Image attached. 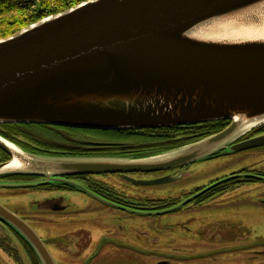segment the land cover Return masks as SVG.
I'll use <instances>...</instances> for the list:
<instances>
[{
	"label": "water",
	"instance_id": "1",
	"mask_svg": "<svg viewBox=\"0 0 264 264\" xmlns=\"http://www.w3.org/2000/svg\"><path fill=\"white\" fill-rule=\"evenodd\" d=\"M263 11L264 0H89L0 39V125L127 131L230 122L215 135L145 158L34 154L0 134V150L10 157L0 176L56 182L164 171L205 159L264 124ZM220 19L234 23L218 30L220 38L195 34ZM260 145L264 135L231 150ZM14 158L22 168L5 169ZM0 216L28 238L42 264H56L28 223L1 204Z\"/></svg>",
	"mask_w": 264,
	"mask_h": 264
},
{
	"label": "rangeland",
	"instance_id": "2",
	"mask_svg": "<svg viewBox=\"0 0 264 264\" xmlns=\"http://www.w3.org/2000/svg\"><path fill=\"white\" fill-rule=\"evenodd\" d=\"M258 18L260 21L264 19V11L259 14ZM259 28L264 29V24L259 26ZM260 126H264V124L258 127ZM26 132L30 134L32 142L25 137H17L15 134L12 136L38 148H43V145L48 148L53 147L54 143H57L56 145L59 146L70 144V138L80 144L106 142L127 143L122 139L119 140V136L112 133L107 135L80 132L71 133V131L66 130L55 131L37 127H31ZM56 135L57 137L55 139L51 137ZM60 138H63V140ZM33 142H37L40 146L35 145ZM24 149L35 154L34 150ZM150 154H155V152ZM117 155L106 154L97 156L114 158ZM189 165L185 169L186 172L183 173L185 174L184 178L178 184L155 188V190L162 192H151V194L153 196L167 195L166 193L172 190L170 194L179 195L183 191L190 190L198 184L207 183L213 178L228 175L237 169L252 168L255 171L264 172V152L259 151L251 155L241 154L234 155V157H221L210 161L200 160ZM1 177L0 199L9 200V205L13 210L30 213L33 218L31 221L36 227L35 229L46 241L56 264H81L86 259L87 252L90 254L96 249L100 251L101 247L103 249L100 256L90 264H137L134 259L123 257V254L118 256L117 254L121 252V249L114 247L117 243H126L121 240V237L124 235L131 237V239L137 242L140 241L143 235L135 230L134 227L137 226L130 227L128 224L130 222L124 219L117 221L115 215L109 213L108 210L101 209L98 202L82 193L71 191L39 192L29 190L18 194L20 192L18 189H21V186L6 187L5 185H22L24 183L5 181ZM6 194H14V196L10 197ZM46 196L50 198H63L64 203L69 205L71 213H42L40 208L34 204V201L40 200L43 197L46 198ZM247 196L244 195L237 198L233 196L227 199L229 201L223 200L219 204L215 202L195 212L186 210L160 217H146L149 218V222H146L147 225H145V233H149V241L146 242L149 243L150 252V257H146L147 259H145L146 263L158 264L160 256L168 254L174 259L171 264H193L191 260L188 261L192 256L205 258L211 255L214 252L213 247L215 248L216 242L220 239L254 240V234L250 230L254 233L257 230V234L261 236L259 241L260 246L257 249L264 252V203L258 204L255 199H249ZM258 216H262V218ZM155 225L165 228L159 229ZM88 238L93 239L91 241V251L83 249V245L86 244L84 242H87ZM121 248L125 250V248ZM211 249L213 252H211ZM218 251L234 252L237 250L227 249ZM123 253H126V251ZM217 254V252L213 253V255ZM251 255L252 252L249 250V252L232 253L226 259L230 262L237 261V264L239 262L240 264H246L245 262L249 260V256ZM259 260H264V254L258 255L256 261ZM85 264H88L87 261Z\"/></svg>",
	"mask_w": 264,
	"mask_h": 264
},
{
	"label": "flooded vegetation",
	"instance_id": "3",
	"mask_svg": "<svg viewBox=\"0 0 264 264\" xmlns=\"http://www.w3.org/2000/svg\"><path fill=\"white\" fill-rule=\"evenodd\" d=\"M229 125V121H224L222 124L218 123L215 129H211V131H209L210 135L202 139L223 131ZM191 126L192 125H184L178 127L187 129ZM262 135H264V126H260L256 129L251 130L250 132L246 133L245 135L239 137L237 140L229 144L224 149L202 160L210 161L221 157H234V155L241 154L251 155L252 153H256L259 151L264 152V145L239 152L231 150V147L235 144ZM61 147L75 149V147L67 145H61ZM78 149H80L81 152L77 154H66L77 155L78 157H99L97 155L118 154L117 156H115V158H145L148 156V154L151 155L150 153L156 152L153 151L154 149L142 147L141 143L121 142L87 143L83 146H79ZM43 150H45V153L42 154H47L46 151L48 150H46L45 148ZM58 151L60 154L65 155V153L60 152L65 150ZM70 151L73 152L74 150ZM55 152L57 153V151ZM189 166L190 165L188 164L156 172L70 175L58 177V180L56 182L53 180H49L46 177L31 175L2 177V179L5 181L8 180L24 183L20 187L21 189H18L20 190L18 194L29 190L39 192L71 191L79 192L90 197L91 199L98 202L101 209L108 210L109 213L115 215L117 221H122L124 219L125 221L130 222L128 223L130 227L134 225L137 226L134 227L135 230H137V232L139 231L143 235V238L138 242L134 239H131V237L125 235L122 236L121 240L126 243H117L114 245L116 249H121V252H119L117 255L120 256L121 254H123V257H130L134 259L137 264H147L145 259H147L146 257H150V252L149 243L146 242L149 241V233H145V225H147L146 222H149V218L146 217H160L162 215L179 213L186 210L195 212L196 210L208 207L215 202L219 204L223 202V200L225 201L233 196H236L237 198L240 196L248 195L247 197L249 199H255L258 204L264 203V190H262L264 188V172L255 171L252 168L234 170L228 175H223L219 178H213L207 183L198 184L190 190L183 191L179 195L170 194L172 193V190L166 193L167 195L153 196V194H151V192H162L155 190V188L178 184L179 181L184 178L185 174L183 173L186 172L185 169H187ZM157 179H166L167 182L157 185H140L135 183V181H149ZM6 195H9L10 197L14 196V194ZM0 204L23 219L26 223H28V225H30L31 228H33L37 232V230L35 229L36 227L31 221V219L33 218L31 217L30 213H23L17 210H13L9 205V200L7 201V199H0ZM34 204H36L40 208V211H42V213H71V210H69V205L64 203V200L61 197L50 198L49 196H46V198L43 197L40 200H35ZM258 217L262 218V216ZM155 226H157L159 229L165 228L159 225ZM250 231L254 234V240L220 239L216 242L217 244H215V248L213 247L214 252L218 253L217 255H213L214 252L211 249V252H213L211 255L205 258H196L192 256L188 261L191 260L193 264H237V261L230 262L226 258H229L232 253H240L245 251L249 252V250H251L252 255L249 256V262L246 261L245 263L264 264V260L256 261L258 255L264 254V252L257 249L258 246H260L259 241L261 239V236L257 234V230H255V233L252 230ZM37 233L49 249V246L47 245L44 238L39 234V232ZM91 241H93V239L88 238V241L84 242L86 243L83 245L84 250L87 251L91 249ZM121 247L125 248V250H123ZM102 249L103 247H101L100 251L96 249L90 254L87 252L86 259L81 264H85L86 261L88 264L95 261L100 256ZM227 249H235L237 251H218ZM125 251L126 253H123ZM51 255L53 254L51 253ZM172 260L174 259H172L171 255L163 254L162 256H160L158 264H171ZM0 264H42L40 256L38 255L32 243L28 240V238L18 228H16L12 223H10L6 218H3L2 216H0Z\"/></svg>",
	"mask_w": 264,
	"mask_h": 264
},
{
	"label": "trees",
	"instance_id": "4",
	"mask_svg": "<svg viewBox=\"0 0 264 264\" xmlns=\"http://www.w3.org/2000/svg\"><path fill=\"white\" fill-rule=\"evenodd\" d=\"M89 0H0V39H5L13 36L14 34L20 32L22 29L37 23L47 17L57 15L66 10H69L77 5H80ZM224 121H215L194 124L191 127L185 129L178 126L166 127L159 129H147V130H127V131H95V130H79L72 128H62L48 125H25V124H4L0 125V134L6 137L7 139L13 141L17 145L34 150L35 152L45 153L44 148L48 149L47 154L52 155H64L60 154L58 150L67 154L79 153L81 152L78 149L79 146L85 144H80L79 142L72 140L70 138V144L67 146L75 147L65 148L57 143H54L53 147H46L43 145V148H38L32 144H27L17 137H25L28 140H31L30 134H27L26 131H29L31 127L37 128H46L51 130H66L72 132L80 133H93L99 135H107L109 133L116 134L119 136V140H124L127 143H141L142 147H148L149 149H154L156 152H162L167 150L176 149L178 147L184 146L189 143L196 142L208 135L211 129H215L217 124H222ZM99 132V133H96ZM55 135V134H53ZM55 139L56 136H51ZM63 140V138H60ZM108 141H113L111 139H106ZM105 141V140H104ZM32 142V140H31ZM35 145H38L37 142H33ZM40 146V144L38 145ZM70 150H74L71 152ZM57 151V153L55 152ZM67 153V154H66ZM10 157L0 150V163L9 160ZM13 177L19 175H5L2 177ZM1 177V178H2Z\"/></svg>",
	"mask_w": 264,
	"mask_h": 264
},
{
	"label": "bare ground",
	"instance_id": "5",
	"mask_svg": "<svg viewBox=\"0 0 264 264\" xmlns=\"http://www.w3.org/2000/svg\"><path fill=\"white\" fill-rule=\"evenodd\" d=\"M234 24L232 22V20L230 19H220V20H215L213 22H209L206 23V25L201 26L200 28H198L197 30H195V34L200 36V37H204V38H210V39H218L220 38V33L221 31H218L221 28H224L225 26H229ZM254 124H248L246 125L245 128H252L254 127ZM244 128V129H245ZM5 142L12 147L14 150L17 148L13 143L8 142L7 140H5ZM18 150V149H16ZM18 152H21L18 150ZM23 163L21 160L14 158L9 164L8 166L5 167V169L8 168H16V169H20L22 168Z\"/></svg>",
	"mask_w": 264,
	"mask_h": 264
}]
</instances>
